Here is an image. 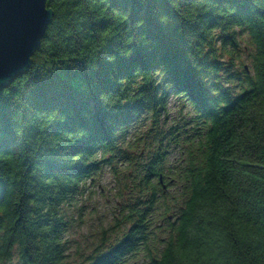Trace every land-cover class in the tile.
<instances>
[{"label":"trees","instance_id":"obj_1","mask_svg":"<svg viewBox=\"0 0 264 264\" xmlns=\"http://www.w3.org/2000/svg\"><path fill=\"white\" fill-rule=\"evenodd\" d=\"M47 6L0 89V264H66L71 207L118 155L125 211L78 264H264V0ZM243 34L251 73L223 59Z\"/></svg>","mask_w":264,"mask_h":264},{"label":"rangeland","instance_id":"obj_2","mask_svg":"<svg viewBox=\"0 0 264 264\" xmlns=\"http://www.w3.org/2000/svg\"><path fill=\"white\" fill-rule=\"evenodd\" d=\"M237 51L236 54L232 55V58L229 59L226 55L223 59L235 61L237 64L235 73L241 71V66H247L251 73L250 49L244 34L240 39ZM168 105L171 118L181 117L183 113L186 114V111L189 110L188 105L174 95L169 99ZM149 123L150 121L144 119V122L133 127L129 137L130 143L128 145L124 143L122 147L127 146L128 149H131L136 141H141L142 134L148 137ZM176 157L178 155L172 154V161ZM126 165L127 162L120 155L114 158L112 165H104L93 178L88 179L83 195L78 203L71 207L70 217L73 221L68 234L69 257L66 259L68 261L66 264H78L82 258L91 252L102 237L103 229L114 225L125 211L120 193L126 195L124 188Z\"/></svg>","mask_w":264,"mask_h":264},{"label":"water","instance_id":"obj_3","mask_svg":"<svg viewBox=\"0 0 264 264\" xmlns=\"http://www.w3.org/2000/svg\"><path fill=\"white\" fill-rule=\"evenodd\" d=\"M53 17L47 0H0V89L32 66Z\"/></svg>","mask_w":264,"mask_h":264}]
</instances>
